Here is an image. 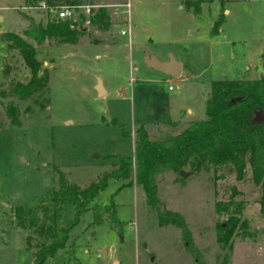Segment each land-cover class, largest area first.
Here are the masks:
<instances>
[{
  "label": "rangeland",
  "instance_id": "obj_1",
  "mask_svg": "<svg viewBox=\"0 0 264 264\" xmlns=\"http://www.w3.org/2000/svg\"><path fill=\"white\" fill-rule=\"evenodd\" d=\"M103 1L114 0H80V4ZM22 4V0H0V33H20L27 16L33 22L46 21L42 10ZM128 4L138 41L144 45L148 38L157 56L186 62L194 78L182 81L147 68L142 49L136 51L133 44L110 55L105 64L93 60L94 52L101 54L99 49H88L81 58H74L76 71L62 66L52 79L55 68L47 55V63L41 62L51 79L46 102L42 98L40 107L34 108L30 100L12 99L20 118L17 127L7 125L0 106V264L31 263L32 249L21 245L24 233L5 221L12 206L31 205L43 191L56 188V169L68 183L86 186L114 167L116 156L131 155L138 125L146 127L153 138L160 132L176 133L183 127L182 120L171 125L164 122L175 115L173 105L188 103L194 109L189 118H202L210 81L264 76V0L225 1L222 6L228 12L214 37L208 29L218 12L217 0L202 4L197 18L188 9H177V0H128ZM119 25L109 16L105 28L89 25L80 40L113 41L112 28ZM3 56L0 43V82L5 80ZM5 59L10 67L6 79L24 81L28 72L17 52L8 51ZM96 65L106 92L103 98L92 92ZM182 118L189 119L185 114ZM181 170L186 172V168ZM243 174L238 181L225 168L187 173L181 179L162 172L156 183L157 211L145 208L131 181L109 178L91 203L112 204L120 230L109 228L105 220L91 224V213L86 210L73 226L75 245L67 264H264L260 190L251 183L247 167ZM232 190L237 193L232 195V205L221 207ZM215 202L219 203L217 211ZM236 202L241 206L237 219L246 223L251 236L261 235L257 257H250L251 236H238L240 229H234L229 248L216 240L215 224L224 222ZM159 212L164 215L158 218Z\"/></svg>",
  "mask_w": 264,
  "mask_h": 264
},
{
  "label": "trees",
  "instance_id": "obj_2",
  "mask_svg": "<svg viewBox=\"0 0 264 264\" xmlns=\"http://www.w3.org/2000/svg\"><path fill=\"white\" fill-rule=\"evenodd\" d=\"M22 1L26 7H35L40 2L49 7L80 5V0ZM211 1L184 0L183 4L193 15H197L200 5ZM225 1L217 0L218 13L209 30L212 35L219 32L223 22L222 4ZM76 14L74 21L47 15L44 23L33 22L27 16L20 33H0L4 51L1 73L7 80L0 82V106L8 126L20 125L18 110L12 99L30 100L34 108L40 107L42 98L46 102L49 72L45 65H41L42 61L47 63L45 44L47 41H50L49 44L69 45L79 42L86 31L80 26L84 15L81 12ZM88 20L89 25L104 28L108 25V14L100 7L94 8L90 10ZM11 50L17 52L28 72L24 81L6 79L10 67L5 57ZM206 93L203 117L185 122L176 133L160 132L153 138L146 127L138 125L132 135L131 155L116 156L117 164L95 181L78 187L68 183L56 169L55 189L43 191L31 205L12 206L5 224L24 233L21 245L32 249L30 264L69 263L75 245L72 229L86 210L91 213V224L105 220L109 228L116 232L120 230L112 204L91 203L109 178L128 180L129 184L131 181L135 191L142 196L145 208L157 211L156 183L162 172L177 175L178 170L186 168L187 173L194 174L208 168H225L240 181L247 167L251 183L260 190L258 199L262 206L260 211L264 215V76L252 79L237 76L210 81ZM177 177L181 179L179 175ZM235 193L232 190L221 207L232 205L231 198ZM218 204L215 202L216 211L219 209ZM233 207L227 212L224 222L214 226L216 240L227 248L234 229H240V237L243 234L251 236L244 228L246 223L237 219L240 202H236ZM157 215L159 218L164 213L159 212ZM26 230H29L28 235ZM183 234H186L185 231Z\"/></svg>",
  "mask_w": 264,
  "mask_h": 264
},
{
  "label": "crops",
  "instance_id": "obj_3",
  "mask_svg": "<svg viewBox=\"0 0 264 264\" xmlns=\"http://www.w3.org/2000/svg\"><path fill=\"white\" fill-rule=\"evenodd\" d=\"M126 2L128 3V0H126ZM100 3H101V4H99L100 8L105 10L106 14H108V22H109V16H110L111 19H113V20L116 19L120 23L119 26L112 28L114 40L113 41L112 40H106V41L101 42V43H91V42L86 43L85 41L80 40L79 42L72 44V45H69V44H49V45H47V44H45V48L47 49V55L49 57L48 59H50V63L53 65L52 68L53 67L55 68L53 70L54 73L52 74L51 79L56 78L57 77L56 75H59L57 70L61 69L62 66H66L69 69V72H71L73 69V66L77 65V64H75L74 58L76 56H79V58H81L83 56V54L85 52H87L88 49H92V48L99 49L98 51H101L100 55L96 54L97 52H94L93 60L95 61V60L100 59V63H104V64H105V62H107L108 60L111 59L110 55H112L115 52L118 53L121 50L123 51L125 48L132 47L131 44H133L135 46L136 51H138L139 49H142V55H144V56L150 55L159 61L165 60V58H166L165 56H157L153 52L151 47L154 45H152L150 39L146 38L145 39L146 42H144V45L142 44V42L138 41L139 39H137V29L134 26V21L132 20V17H129V14L126 17V15L124 13H122V15L119 17V15H116V14H113L112 12H110L111 11L110 6L120 5L122 3H125V2H123V0H114L111 2L103 1ZM177 3H178L177 9L183 8V9H188L190 11L189 8L184 7V4L181 3V0H177ZM203 4H207V3H203ZM199 9H200V7H199ZM217 10H218V3H217ZM227 12H228V10L223 8V15H225V13H227ZM127 13H128V10H127ZM123 14L125 16H123ZM191 14H192V12H191ZM198 14L197 15L192 14V16L194 18H197ZM223 21H224V18H223ZM122 22H124V23H122ZM211 22H210V24H211ZM221 24H220V26H221ZM95 29L98 30V29H102V28H95ZM121 29H126L127 33L119 35V31ZM220 29H221V27H220ZM220 29H219V31H220ZM209 30H210V25H209V29H208V35L210 37H214L219 33L218 32L217 34L212 35ZM84 34H87V32H85ZM123 36H126L125 40L122 38ZM145 45H147V48ZM173 59H175L179 63V71H178L177 76H172V77H180L182 79V81L183 80L186 81V79H188V78H189L188 80H193L194 76L192 75L191 67L188 64H186V62L182 61L181 59H178V58L176 59V57L175 58L173 57ZM74 68L75 69H73L72 73L77 70L76 67H74ZM98 71H99V67L97 65H96V67L94 66L93 71H92V77H93L92 79H94V81L96 83L99 82L100 88L102 90V95L96 96V93L93 89V87L95 85L92 87V89H93L92 92H94V94H93L94 97L103 98L104 95L106 94V92H105L104 88L102 89V81L97 75ZM159 74H161V73H159ZM163 76H165V75H163ZM167 77H170V76H167ZM50 80L48 78L49 84L51 82ZM192 82L194 83V81H192ZM188 85H189L188 82H186L185 87H187ZM166 91H171V89L170 88L167 89V87H166ZM172 108L173 109H171V108L170 109L172 111L174 110L175 115H172L171 116L172 118H169V119L167 117V120L164 121L165 123H172V122L176 123L179 121L178 119H180V120H182V122L184 124L185 122L191 120V118H189V116H191L193 114L194 109H192V107L188 103L187 104L178 103L177 105H173ZM171 113H173V112H171ZM184 114L186 115V118L188 117L189 119H183L182 117L184 116ZM174 116H176V117H174ZM4 205L5 204H3V206ZM8 209H9V207H8ZM251 239H252V244L254 245L253 246L254 248L251 249V254H249V255H250V257H257L258 256V250H260V248H261L260 243H262L261 235L255 233L254 235L251 236ZM83 251L87 252L86 249H84ZM245 256L247 257L248 255H245ZM114 264H115V262H114Z\"/></svg>",
  "mask_w": 264,
  "mask_h": 264
},
{
  "label": "built area",
  "instance_id": "obj_4",
  "mask_svg": "<svg viewBox=\"0 0 264 264\" xmlns=\"http://www.w3.org/2000/svg\"><path fill=\"white\" fill-rule=\"evenodd\" d=\"M100 7V5H96V4H80V5H57V6H54V7H49V6H46L44 5L42 2L38 3L37 6L35 7H26V6H23V8H33V9H40L44 12V14L46 15H53L54 18L56 19H71V20H75L76 19V13L77 12H81L83 15H84V20L81 22L80 26L86 30L89 26V20H88V15L90 13V10L91 9H94V8H98ZM121 7V9H120ZM111 8V11L113 14H117V10L118 8L120 9V11H118L119 13L122 12L126 15H128L127 13V10H128V3L125 2V3H122L120 5H113V6H110ZM71 27V26H69ZM127 33V30L126 29H121L119 31V35H122V34H125ZM167 89H169V87H167Z\"/></svg>",
  "mask_w": 264,
  "mask_h": 264
},
{
  "label": "water",
  "instance_id": "obj_5",
  "mask_svg": "<svg viewBox=\"0 0 264 264\" xmlns=\"http://www.w3.org/2000/svg\"><path fill=\"white\" fill-rule=\"evenodd\" d=\"M143 62L148 68H150L152 70H156L159 73H161L162 75L170 76V77L178 75L179 63L177 61H175L169 55L166 56L165 60H163V61H159L156 58H153L152 56L147 55V56L143 57ZM93 89L96 93V96L102 95V90L100 88L99 82H97L95 84ZM177 175H179V177L183 178V177L187 176V172H183L182 170H178Z\"/></svg>",
  "mask_w": 264,
  "mask_h": 264
}]
</instances>
